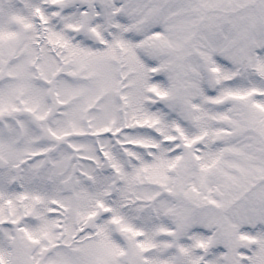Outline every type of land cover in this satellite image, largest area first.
Segmentation results:
<instances>
[{
    "label": "snow or ice",
    "instance_id": "obj_1",
    "mask_svg": "<svg viewBox=\"0 0 264 264\" xmlns=\"http://www.w3.org/2000/svg\"><path fill=\"white\" fill-rule=\"evenodd\" d=\"M0 264H264V0H0Z\"/></svg>",
    "mask_w": 264,
    "mask_h": 264
}]
</instances>
